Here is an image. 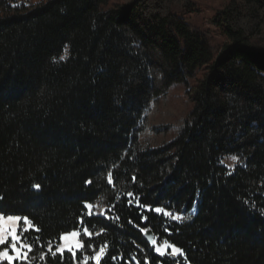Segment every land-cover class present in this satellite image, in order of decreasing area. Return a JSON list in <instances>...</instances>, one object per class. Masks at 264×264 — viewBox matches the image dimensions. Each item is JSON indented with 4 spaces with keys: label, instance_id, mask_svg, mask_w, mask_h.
<instances>
[{
    "label": "trees",
    "instance_id": "1",
    "mask_svg": "<svg viewBox=\"0 0 264 264\" xmlns=\"http://www.w3.org/2000/svg\"><path fill=\"white\" fill-rule=\"evenodd\" d=\"M194 10L0 0V214L31 245L11 264H264V0H227L221 46ZM177 85L189 111L155 124Z\"/></svg>",
    "mask_w": 264,
    "mask_h": 264
},
{
    "label": "rangeland",
    "instance_id": "2",
    "mask_svg": "<svg viewBox=\"0 0 264 264\" xmlns=\"http://www.w3.org/2000/svg\"><path fill=\"white\" fill-rule=\"evenodd\" d=\"M44 1V0H37ZM46 1V0H45ZM195 5V10L192 13L186 14V18L196 27L208 31L213 37L214 45H223L227 39L222 35L218 27L214 23V19L217 16L218 12L225 6L227 0H191ZM185 89L182 85H177L173 87L166 98L161 100L157 105L158 115L155 119V124H174L179 121L180 115L185 111H189V104L186 103L187 100L184 99ZM165 115L163 119H161V115ZM94 211V208H91V211ZM23 221L21 218L20 221H9L5 216L4 221H0V233L5 236V240L7 244L10 242V249L7 250L9 255L13 257L11 262L15 260L22 259L18 258V254L11 249V237L9 234L10 229H14L18 235V229L20 223ZM26 228H30L29 224H26ZM78 232V231H77ZM68 235V239L61 240V245L64 248V252L68 251L69 248L73 249V251H78L81 248L80 241V232L78 235L72 236ZM3 244V245H5ZM162 250L167 252V249L161 247ZM27 248L21 249V252H25ZM4 261H8L6 258L0 260V264ZM9 262V261H8Z\"/></svg>",
    "mask_w": 264,
    "mask_h": 264
},
{
    "label": "snow or ice",
    "instance_id": "3",
    "mask_svg": "<svg viewBox=\"0 0 264 264\" xmlns=\"http://www.w3.org/2000/svg\"><path fill=\"white\" fill-rule=\"evenodd\" d=\"M236 159H238V158L237 157H233V160H236ZM109 182H111V174L110 173H109ZM89 183H90V181H89ZM34 187L39 188V185H34ZM85 207L87 209H89V214H90V210L92 208V205L91 204H88V203H85ZM155 211L157 213H160L162 211V209L159 208V207H157L155 209ZM169 215H170V213H169ZM190 218H191V216L188 217V219H190ZM173 219H176V217H173ZM4 220H5V216L3 214H0V221H4ZM7 220H9V221H13V220L20 221L21 220V217L20 216L8 215L7 216ZM24 222H25V224H29L30 223V221H28V219L26 217L24 218ZM27 230H28L27 228L24 229V231H27ZM37 231H38V229H37ZM85 232H87V229L86 228H85ZM9 234H10V237H11V249L18 254V258L26 257L27 251H31V245H25L24 242H23V239L20 236L17 235L16 230L10 229L9 230ZM71 235L72 236H76V235H78V232L73 231L71 233ZM61 239L62 240L68 239V235H62ZM5 243H6L5 236L2 233H0V245H3ZM152 244L155 245L156 244V241L155 240H152ZM163 247H164V249H167L168 247H171L172 248V254L179 253V254L183 255L181 249L176 248V247H174L172 245H169L167 240L164 241V246ZM24 248H27V251L21 252L20 250L21 249H24ZM47 251L49 253H51V255L53 257L56 256L57 252H59L61 254V257H63L64 248H63V246H57V249L54 252L52 250L51 243L49 242V247H48ZM68 251L71 252L72 257L75 258V255H76L75 251H73V249H71V248H69ZM102 251H103V248H101V252ZM155 251L160 256H164L165 255V251L162 250L161 247H156L155 248ZM5 258L9 261V264H11V261L13 260V257L9 255V253H8L7 250H5L3 252H0V260L5 259ZM83 259H84V261H87L88 257L87 256H84ZM99 259H100V256H99V254H97V256H96V264H99Z\"/></svg>",
    "mask_w": 264,
    "mask_h": 264
},
{
    "label": "water",
    "instance_id": "4",
    "mask_svg": "<svg viewBox=\"0 0 264 264\" xmlns=\"http://www.w3.org/2000/svg\"><path fill=\"white\" fill-rule=\"evenodd\" d=\"M147 239H148V242H149L151 245H153V244H152V240H154V235H153V232H152V231H149V232L147 233Z\"/></svg>",
    "mask_w": 264,
    "mask_h": 264
}]
</instances>
